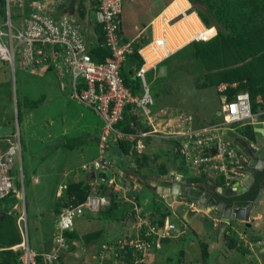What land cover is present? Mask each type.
Here are the masks:
<instances>
[{"label": "rangeland", "instance_id": "rangeland-1", "mask_svg": "<svg viewBox=\"0 0 264 264\" xmlns=\"http://www.w3.org/2000/svg\"><path fill=\"white\" fill-rule=\"evenodd\" d=\"M67 1L69 2V0ZM67 1L51 0L48 2V5L52 9H57L56 14L58 15L63 8L62 5L68 4ZM83 1L84 4L91 9L92 0ZM172 1L173 0H123L121 23L124 37L128 41L140 40L141 38L148 39L150 30L149 28L145 29V27H149V24H151L154 18ZM233 1L235 4L238 2L237 5L241 4L243 14L246 6L248 9L252 6V0ZM179 2L187 5L185 0H179ZM10 4L12 16L14 15L13 21H22V19L27 16L25 11L27 1L11 0ZM196 8L197 7H195V9ZM51 12L52 11L47 10L48 14H51ZM53 12L55 13V10H53ZM247 16H250L249 13L245 14V20H247ZM193 19L195 18L193 17ZM0 22H2L1 16ZM188 22L192 23L193 21L192 19H188ZM82 26L85 30V36L88 38V42L91 45L92 42L94 43L96 40L93 27L89 20L84 21ZM231 28H234V26ZM227 30L231 32L230 29ZM210 31L208 34H210ZM215 33L216 31L213 32L214 35ZM213 34L210 36H213ZM1 63L3 65L0 69V137H6L4 138V143L0 142V145L4 144L3 147H5L11 144L10 141L18 140L19 136L22 143V170L24 173L23 183L20 182L21 188L18 198L8 204L5 203L1 205L0 212L14 213L16 210V213H19L20 216L21 214L25 215L27 218L31 249L36 252L47 253L50 251L51 245H53V232L56 220L55 208L59 199L57 192L60 189V185L66 186L70 181L74 182L82 178H85V180L87 179V174L83 171L82 166L84 164H90L91 161L98 157L99 147L96 138L100 137L102 125L93 110L86 107L75 97L71 77L63 75V78H60L57 73L53 71L43 73V71L26 70L19 54L16 56L14 71L9 63ZM205 67V64L193 58H185L182 60L181 58H174V56L171 57L167 62L160 64L155 71L147 75L150 91L152 90V96L159 95L160 98H158V101L161 105L169 106L172 109L178 108L184 110L205 121L217 120V112L224 106V100L228 99V93L226 91L227 85L205 88V74L207 73ZM42 97L44 100L38 108L30 109L26 107L25 103L27 100L34 101ZM17 98L20 102L22 116L19 124L17 117ZM88 129L94 133V136L93 138L87 136L85 139L84 136L88 133ZM79 136H81L84 142L72 150L60 147L57 149L54 147L58 142L64 141L66 137L67 139L75 140V138ZM250 138L254 143L264 147V137L260 134L255 133ZM231 146L238 152V149L233 144ZM112 149L111 146L108 154L109 157L112 155L114 159L111 157L110 159L121 169L122 167L126 168L128 162L125 155L122 153L116 154V151ZM172 153L173 154L169 153L168 161L165 162L166 165L170 161L173 162L180 159L179 156L174 153V150ZM159 154L164 158V153ZM45 156L46 159H43ZM164 159H166V157ZM238 159L239 166L246 165L243 155H239ZM154 164L156 168L160 164L166 166L160 163L158 159L154 161ZM19 169L20 167L18 165L14 173L16 177H19ZM195 169L196 170L189 172V174L195 176L193 172H197L206 175L205 177L208 178L209 175L203 173L201 168L196 167ZM36 179H38V182H36ZM214 179L215 178L210 179V182L215 184ZM236 179L237 181H243V178L239 176H236ZM64 189L65 187H61L60 191L63 193ZM141 192L142 198L140 194L138 203L146 208V216H152V212H154V217L160 218V210H165L169 206L159 198L157 200L158 205H154L152 194L145 190H141ZM183 209L184 207H179L177 205L168 210V217L177 228L171 239L163 241L161 250L170 255L172 259L170 261H168V259L167 261L162 259L156 264H187L189 262H191V264H201V258L196 255H198L197 252L200 251L199 254L203 256V250L200 245L202 243H205V245L206 243L212 245L214 248L213 250L212 246L211 249L208 248L210 257L206 262L207 264H239L237 263L239 261L241 264H264V253L262 254L259 252V249L264 247V231L260 233L258 232L260 230H258L255 233V236L259 237L261 239L260 241L263 243L260 246L253 247L256 249L252 248L253 251L250 254L243 253L242 250L239 249H229L227 241L215 247V240L217 237L216 234L211 231L213 222L206 221L202 213H198L193 216L191 220H188L186 219L187 215H184L186 212ZM185 209L186 211L188 210L187 208ZM126 212H128V210ZM87 214H91L90 217H96L101 213L87 212ZM263 214L261 219L251 222L253 225L257 226V229L264 230ZM133 216L131 211L128 215L124 214L122 220L128 221L127 223H129V221L133 219ZM111 218L113 220L111 216L107 219L108 221L105 220L102 224L103 241L101 242V246H104L107 242H119L117 237L119 236L121 225L115 220L114 222L117 223L113 225V221V223L109 222ZM134 221L133 219V222ZM197 224L200 226H196ZM123 226L124 229L122 233L126 235L128 226L127 224H123ZM198 228H200V230H198ZM86 229L89 231L88 226L84 228V231ZM240 229L242 230L243 226H241ZM247 230L251 232L252 228ZM241 235L244 241L242 243L243 246L250 247L247 245L248 243L245 242V240H247L245 234L241 232ZM100 240H102V238H100ZM169 242L171 243L169 244ZM191 242H195V246H198V248L193 247V249L190 250L189 247ZM83 243L84 240H82L81 243L78 242L75 251L68 253L65 258L66 260L62 263L107 264V262H111L112 260L110 254L113 257L114 252H116L115 248L113 252H110L106 249H102L101 246H99L97 253L94 251L82 252ZM170 245L173 247V249H171L172 253L170 252ZM112 246H115V243ZM216 249L218 250L216 251ZM150 259L151 257H148L146 261L147 264L151 263L152 259ZM124 263L125 259L120 257L116 264Z\"/></svg>", "mask_w": 264, "mask_h": 264}, {"label": "built area", "instance_id": "built-area-1", "mask_svg": "<svg viewBox=\"0 0 264 264\" xmlns=\"http://www.w3.org/2000/svg\"><path fill=\"white\" fill-rule=\"evenodd\" d=\"M98 1L100 5L94 13L95 20L102 26L106 43L112 53L102 63L92 59L85 30L74 18L66 16L57 21L47 13V10H50L48 3H39L33 6L34 12L23 18L24 21L14 22L11 18V0H7L8 17L0 24V69L3 65L1 62H6L14 71L18 54L22 63L34 71L55 67L62 77L63 75L71 77L77 100L93 110L103 123L98 142V157L90 164L82 166L91 191L84 202L69 206L58 215L54 230L55 244L49 252L38 253L31 249L27 218L23 214L19 217L18 226L22 242L14 249L22 250L20 264L57 263L61 253L68 247L66 232L73 229L76 221L87 212H101L109 208L111 198L97 192L100 186L108 187L116 194L117 200L135 203V196L130 197V194L136 191L137 185L119 184L110 174L116 164L109 158V149L112 143L119 140L138 138L137 149L142 153L144 145L141 139L159 136L160 132L154 126L155 101L145 79L148 69L156 67L194 42H207L213 37L208 34L211 29L205 26L190 0H185L187 5L179 0H173L154 18L149 27H146L150 30L149 42L138 51L145 62L138 73L143 81L144 93L136 96L125 86L121 76L122 64L127 55L135 51L138 40L119 44L123 0ZM188 19H192L193 22L189 23ZM127 105L135 106L152 129L141 135L126 134L117 129L116 125L123 119L122 113ZM222 114V123L201 128L194 125L192 115L180 114L178 118L180 130L167 135L174 138L185 137L188 140L182 153L190 167L201 168L204 172H208L209 169L216 175L224 176L228 180L227 184L231 185L230 179H233L231 173L235 171L229 168L227 161L237 156L221 134L227 126L246 124L253 120L255 115L251 107L250 94L241 92L234 99L226 101ZM214 151L216 156L212 155ZM18 165L20 169L17 178L23 183L22 145L19 136L8 148L0 147V200L16 192L14 169ZM102 172L109 175L101 176ZM92 173L94 177L90 176ZM134 210L137 234L127 244L133 256L131 264H147L149 255L161 250L163 241L171 239L177 227L168 217L161 225L156 219L146 216L140 207H135ZM262 243L259 241L256 245L260 246ZM125 245V242L119 241L115 246H104V249L115 248L122 252Z\"/></svg>", "mask_w": 264, "mask_h": 264}, {"label": "trees", "instance_id": "trees-1", "mask_svg": "<svg viewBox=\"0 0 264 264\" xmlns=\"http://www.w3.org/2000/svg\"><path fill=\"white\" fill-rule=\"evenodd\" d=\"M26 1L27 7L25 8V11L27 15H30L32 12H34L35 9L33 8V6L35 4L48 3V0ZM190 1L194 6L199 5L200 7H203V9H198V11L196 9L198 15L208 29L215 27L217 30V34L207 42H194L188 45L184 49L177 52L174 55V58H181L182 60H184L185 58H193L202 62L206 65L205 68L207 72L205 74V88H215L221 85H227L226 91L228 93V100L234 99L238 93L248 92L251 98V107L253 113H259L261 110H264V0H252V6L250 7V9H248L246 6L244 14L241 4L237 5L238 2L235 4L233 0ZM68 4H70L71 11L77 14V19L75 21L80 24L86 20H89L91 26L93 27L96 40L90 45V54L92 56V59L98 63L105 62V60L110 57L112 53L106 43L107 40L102 26L99 25L95 20L94 13L99 8V1L92 0L91 9H89L84 4L83 0H71L68 2ZM246 13H249V15L253 14L255 19L254 28H248L247 22L249 21L250 16H247V20H245L246 18L244 16ZM50 15L53 16L52 14ZM0 16L2 20L0 24H2L7 20L8 17L7 0H0ZM66 16H68V18H72L70 15H63L59 18H55L54 16L53 17L57 21H60L63 17ZM11 18L13 21L14 15L11 16ZM241 23L243 25H240ZM232 26H234V28H231ZM227 29H230L231 32H228ZM213 32L214 31H210V35H212ZM127 42L128 40L124 37L121 30L119 32V44L123 45ZM148 42L149 38H141L140 40L138 39L137 44L135 45V51L132 54L127 55L121 67V76L123 78L125 86L128 87L136 96L142 95L144 93L143 81L138 73L145 62L138 51ZM167 61L168 59L165 60V62ZM23 66H25L26 70L30 69L25 64H23ZM49 71L56 72L58 77L63 78L59 71L53 66H50L49 68L44 70L43 73ZM150 72L151 70L148 71L145 75V79L149 88L150 85L147 75ZM43 97L34 101L27 100L25 103L26 107L30 109L38 108L44 100ZM137 111L138 110L135 108V106L127 105L122 113L123 119L116 125L117 129L126 134L138 133V126L142 125V117H140ZM17 117L19 124L22 118L19 99L17 100ZM101 125L103 126L102 122ZM237 127L240 128L239 132H241V134L246 137H251L254 134L251 126L246 128H242L241 126ZM148 130L149 128L147 127L144 129V131ZM87 136L88 135L85 134V139L87 138ZM5 137L6 136L0 137V142L4 143L3 141ZM97 139V142H99L100 137H98ZM82 142L84 141H82L81 136L75 138V140L67 139L66 137L64 141L58 142V144H56L54 147L57 149H59L60 147L72 150L75 147L79 146ZM137 143V138H126L123 140H119L116 143H112L111 146L113 149L121 151L125 156H133L139 169L148 167L150 165L151 158L147 154L138 152ZM9 145L3 147L4 144H2L0 145V147L6 149ZM175 145V154H177L179 158L183 160V164L186 163L185 156L181 153L180 144L176 142ZM43 159H46V156ZM15 169L14 173L16 172ZM158 173L162 175L167 174L168 169L166 168V166L161 165ZM100 175L102 176L109 174L106 172H102ZM202 176L205 177L206 175L202 174ZM263 181L264 172L260 173L250 192L243 196L237 197L236 199L253 201L256 198L260 185ZM217 184L220 187H227L224 178L219 180ZM15 187L16 192H13L5 199L0 200V206L5 203L8 204L11 201H15L18 198L21 183L17 177L15 179ZM90 191L91 186L88 180L68 182L64 189L63 195L59 197L56 204L55 213L57 217L67 207L76 206L84 202ZM97 192L99 194L110 196L111 204L109 208L106 209L108 213H112V211L118 209L119 205L123 203L127 204L123 200L118 201L116 194L114 192H111L110 189L105 185L100 186ZM136 194L137 191L131 192L130 194V197H132L133 195L135 196L134 202L137 199L139 200V197L137 198ZM222 199L227 201L228 203L232 202V199ZM128 203L131 204L130 202ZM132 205H134V203ZM133 209H135L134 206ZM159 216L160 218H157L156 221H159V223L162 225L164 223V220L169 216L168 210L165 211L161 209ZM19 217V213L0 212V264H20L22 250L13 249V247L19 245L22 242V237L18 226ZM74 229L75 226L72 230H68L66 232V238L68 239L67 243L72 250L76 247L75 240L80 239ZM100 234V232L88 234L84 236L83 240L86 245L91 244L96 237H99ZM54 238L55 236L53 237V245L55 244ZM225 238L227 240V246L229 249L236 248V246L238 245V240L236 239V236H234V234L226 233ZM258 241V239H254L253 242L257 243ZM125 244V249L122 250V252H120L119 250V253H117L116 255L118 258L121 257L125 259L124 264H131L133 257L132 252L127 245L128 241H126ZM115 245H117V243ZM67 250L68 247L61 253L57 263L54 262V264H63L62 262L64 261V255L66 254L65 252ZM202 250L203 264H207L206 262L209 259L208 246L203 245Z\"/></svg>", "mask_w": 264, "mask_h": 264}, {"label": "crops", "instance_id": "crops-1", "mask_svg": "<svg viewBox=\"0 0 264 264\" xmlns=\"http://www.w3.org/2000/svg\"><path fill=\"white\" fill-rule=\"evenodd\" d=\"M49 1H51V0H48V2ZM69 1H71V0H69ZM62 6H63V8L61 9V11H60V13L58 15L56 14V10L57 9H54V8L52 9L49 6L50 10L52 11L51 14L55 18H59V17H61L63 15H70L72 18L77 19L75 12L73 13V11H71V9H70V4H67V5L63 4ZM195 7H197L196 8L197 11H198V9H202V6L200 7L199 5H196ZM53 10H55V13L53 12ZM80 24L82 25V23H80ZM240 25H243V24L241 23ZM247 26H248V28H254L255 27V19H254L253 14L250 15V19L247 22ZM211 30L214 31V32L216 31L215 35L217 34V30L215 28H211ZM215 35H213V36H215ZM162 63H164V62H162ZM159 65H157L156 67L149 68L148 71H150V70H151V72L155 71L156 68H158ZM153 98H154V101H155V105L153 107V114H154V121H155L154 126H155V128H157L159 130L160 134H159V136L157 138H142L141 139V141H142V143L144 145V148L141 151H142V153L147 154V155L150 156V158H151L150 159L151 160L150 161V165L148 167H144V168L139 169L137 164H136V162H135V158L133 156H131V155L130 156H125L126 159H127V162H128L127 163L128 164L127 167L126 168L122 167V169H121L116 164V167L114 168V170L110 174H112L116 178L117 183H119V184H131V185L136 184L137 185V189H136V191H137L136 197L137 198L138 197L140 198V194L142 193L141 190L142 191L145 190V191L151 193L152 194V198L154 199V203H155L154 205H158V201H157L158 198L161 199L162 201H164L165 204H167V197L160 196V195L157 194L158 177L165 176V175H168V174H171V173H174L177 176H188L189 177V176H192V174H189V172H192L193 170H196L194 167L193 168L190 167L189 164L187 163V161H186V163L183 164V160H181V159H179L178 161H173V162L170 161L167 165L165 163L166 161H168L169 153L173 154L172 151L175 150V148H176V145H175L176 142H178L180 144L181 153H182L183 149H184L185 142L188 141L185 137L174 138V137H169L167 135L168 133L180 130L179 123H178V120H177L179 118V115L180 114L192 115L194 117V125L196 127H198V128H201L203 126L210 125V124L222 123L223 122L222 111H223V107L224 106L222 107V109L220 111L217 112V117H218L217 120L214 119L212 121H205V120H202V119H200L199 117H197V116H195L193 114L187 113L184 110H181V109H178V108L172 109L169 106L161 105L159 103V101H158V98H160L159 95L158 96H153ZM258 100H260V99H258ZM224 101L226 102V101H230V100L227 99V100H224ZM137 112L140 115V117H142L141 112L140 111H137ZM254 115H255V117L253 118V120L248 121L246 124L232 125L233 127L236 126L235 128L227 126L224 130L231 129V130H234L237 133L241 134V132H239L240 128H238L237 126H241L242 128H246V127L251 126L253 131H254V134L255 133L257 134V132H255V129L264 128V110H261L259 113H254ZM141 119H142V125L138 126L139 132L136 133L138 135H141L144 132H146V131H144V129L146 127L149 128V130L152 129V127H150L148 125L147 120L145 118L142 117ZM223 131H222V134H221L222 138L224 140H226L227 142H229L230 145H232L233 144L232 142H230L228 139L223 137ZM86 134L89 136V138H91V137L93 138V136H94V133L91 132V130H89V129H88V133H86ZM242 136H244V135H242ZM244 137H246V136H244ZM246 138H248V139H250L252 141V139L250 137H246ZM96 141H98L97 138H96ZM232 148H233V146H232ZM112 150H115V149H112ZM112 150H111V152H112ZM115 151H116L115 152L116 154L122 153L121 151H118V150H115ZM235 152H236V156L237 157L230 158L227 161L229 168L233 169L234 171L236 170L237 167H239V165H238V160H239L238 157H239V155H242V152L239 149H238V152H237V150H235ZM159 153H164V155H165L164 158L166 157V159H164L162 157V155L159 154ZM212 155L216 156V151L212 152ZM110 157L113 158L112 155ZM156 159H158L160 161V163H163V164L166 165V168L168 169V173L167 174L162 175V174L158 173V171L160 170L159 166L161 164L156 168L155 164L152 163ZM151 166H153V167H151ZM202 171L204 172L203 169H202ZM207 171L208 172H204V173L205 174L207 173L209 175L208 176L209 179L207 177H204V178H207L209 181H210V179L215 178L214 179L215 180V184L213 182H211V183H212V185H214L216 187H218L216 182H218L219 180H221L223 178L226 181V186L227 187H225V188H230V187H233L234 184H236L238 182L240 184H242V182H243V181H237L236 176H238V175L235 172L231 173L232 176H233V179H230V181L232 183H231V185L229 187L228 184H227L228 180L224 176L221 177L219 175H216V173H214L213 171H211L209 169ZM193 173L195 174V176L203 177L202 174H200V173H197V172L196 173L193 172ZM80 180L84 181L85 178H82V179H79V180H75V181H80ZM85 181H87V179ZM36 182H38V179H36ZM61 187H66V186L60 185V189L57 192L58 198L63 195L62 191H60ZM139 189H140L141 193L139 192ZM141 198H142V194H141ZM137 200L135 201L134 205H132L133 203H131V202H130L131 204L125 202L127 204L123 203V204L119 205L118 209H116L115 211H112V213H108V211L105 210V211L99 212L101 214L96 216V217H90L91 214H85L83 217H81L82 219L81 218L78 219L76 221V223H75V229L74 230L77 232V234H78L80 239L79 240H75L76 245H77L78 242L81 243V241L83 240L84 236H86L88 234H91V233H94V232H100L101 234L99 235V237H96L91 244H87L86 245L85 242H84L83 246H82V250H81L82 252H87V251L93 252L94 251L95 253H97L98 250H99L98 248H99V246L102 245L101 242L103 241V234H102L103 227H102V224H103V222L105 220H107L111 216L113 217V220L111 218V220L109 222H112V221L114 222V220H115V221H118V223L121 225V229L119 230L120 232H119V236L117 237V240L126 242V241H129L130 239H132L137 234L136 223H135L136 221L133 222V219L136 220L135 212H134L135 210L133 209V206L134 207H140L144 212L146 211V208L143 205H140L137 202ZM177 205L178 204H176L174 202L173 206L168 207L167 210H169V208H174ZM185 208H187L188 210L189 209L196 210L195 206H190V205H188L186 207L184 206L183 210L186 212L184 214L185 216H186V214L188 212V210L186 211ZM127 210H128V212H126ZM131 211H132V213L134 215L133 219H131L129 221V223H127L128 221L127 222L125 220L123 221L122 220V216H124V214L128 215ZM14 213H16V210L14 211ZM198 213H202L205 216V220L206 221L213 222V226H212L213 228L211 229V231H212V233L216 234V237H217L216 238L217 241L215 240V247H218L221 243H225V241H227L226 238H225V234L226 233H229V234L231 233V234H234V236H236V239L238 240V245L234 249L242 250L243 253H247V254H250L253 251V249H256V248H253V247H257L256 243L253 242L254 239H258L259 241L261 240L259 237L255 236L256 235L255 233L258 230H260L258 232L262 233V231H264V230L257 229L256 225L252 224V230L250 232V231L247 230L248 228L246 227V225L244 223L234 221V222L230 223L229 227L225 230V232H221V230L219 228V223H218L217 220H215L214 214H212V213L209 214L210 212H208V211L207 212H198ZM198 213H196L195 215H197ZM263 213H264V199L256 206V208L252 212L251 222L254 221V220L261 219ZM152 216L153 217H151V216H149V217H151L153 220L157 219L156 217H154V212H152ZM263 216H264V214H263ZM192 218H193V216H192ZM56 220H57V215H56ZM56 220H55V224H56ZM116 223L117 222H114L113 225H115ZM123 224H127V226H128V229L126 231V235L124 233H122V230L124 229ZM86 226L89 227V231H87V229L84 231V228ZM196 226H200V225L197 224ZM241 226H243L244 231H243V229L242 230L240 229ZM54 228H55V225H54ZM200 228H198V230H200ZM255 229H257V230H255ZM201 231H202V229H201ZM241 232L243 234H245V236L247 238V240H245V242H247L248 243L247 245L250 246V247H247V246L244 247L243 246L242 243L244 241L242 239ZM53 237H54V232H53ZM100 238H102V240H100ZM166 241H168V240H166ZM114 243L116 244L117 241L114 242ZM114 243L107 242V244H105L104 246L108 247V246H111V244L113 245ZM170 243L171 242H169V244ZM195 245H196L195 242H191L189 249L192 250L193 247H197L198 248V246H195ZM200 245H201V247H203V245H205V243H202ZM206 245L208 246V248L211 249L212 245H208L207 243H206ZM52 246L53 245H51V248H52ZM104 246H101L102 249H104ZM51 248H50V250H51ZM69 249H70V251H69ZM75 249L72 250L68 246V250L65 252L66 254L64 255V260H66L65 258L67 256V254L71 253L72 251H75ZM171 249H173V247H171V245H170V252H171ZM213 249L214 248L212 246V250ZM217 250L218 249H216V251ZM108 251L113 252V250H108ZM117 251H119V250L117 249L116 252H114L113 257L110 254V257H111L112 260L109 259V260H111V262L109 261L110 263L107 262V264H116V263H118V257L116 255ZM259 252L263 254L264 253V247H261L259 249ZM199 253H200V251L197 252L198 255H196V256H199V258H201L200 262H201V264H203L202 256ZM150 257H151L152 261H151V263H148V264H156L157 262H159L162 259L164 261H167V259H168V261H170L172 259L170 257V255L166 254V252L163 251V250L154 251L149 256V258ZM209 257H210V254H209ZM237 263L241 264L240 261L237 262ZM187 264H191V262H189Z\"/></svg>", "mask_w": 264, "mask_h": 264}, {"label": "water", "instance_id": "water-1", "mask_svg": "<svg viewBox=\"0 0 264 264\" xmlns=\"http://www.w3.org/2000/svg\"><path fill=\"white\" fill-rule=\"evenodd\" d=\"M255 132L264 137V128H257ZM223 137L232 142L245 158V164L236 168L235 172L243 178L230 188L218 187L214 189L212 183L201 176H177L174 173L158 177L157 194L167 197V205L173 206L174 202L179 207L195 206L196 210L189 209L186 219L191 220L198 212L214 214L219 223L221 232L229 227L230 223L242 222L247 228L251 227V215L256 206L264 199V181L253 201L235 200L233 203L221 201L224 198H237L247 193L256 181L257 173L264 170V147L254 143L234 130L223 131ZM94 177V174H90ZM183 198V199H182ZM181 200V201H180ZM168 208L165 210L167 211ZM209 213V214H210Z\"/></svg>", "mask_w": 264, "mask_h": 264}, {"label": "flooded vegetation", "instance_id": "flooded-vegetation-1", "mask_svg": "<svg viewBox=\"0 0 264 264\" xmlns=\"http://www.w3.org/2000/svg\"><path fill=\"white\" fill-rule=\"evenodd\" d=\"M262 172H264V170L258 172L256 177L258 178V176H259L260 173H262ZM257 178H256V180H257ZM255 182H256V181H255ZM255 182H254V184H255ZM254 184H253V185H254ZM217 185H218V184H217ZM213 187H214V189H216V188L219 187V185H218V187H216V186L213 185ZM252 187H253V186H252ZM222 188H224V187H222ZM251 189H252V188H251ZM251 189H250V190H251ZM259 189H260V188H259ZM250 190H249L248 192H250ZM248 192H247V193H248ZM258 192H259V191H258ZM247 193H245V194H247ZM245 194H244V195H245ZM218 196H219V199H220L221 201H225V200L222 199V198H224V197H222V196H220V195H218ZM226 199H232V202H230V203H233L235 200H239V199H236V198H226ZM225 202L228 203L227 201H225ZM230 203H229V204H230ZM210 214H211V213H210ZM241 223H242V222H241ZM251 228H252V223H251V227L248 228V229H251ZM246 229H247V228H246Z\"/></svg>", "mask_w": 264, "mask_h": 264}, {"label": "clouds", "instance_id": "clouds-1", "mask_svg": "<svg viewBox=\"0 0 264 264\" xmlns=\"http://www.w3.org/2000/svg\"><path fill=\"white\" fill-rule=\"evenodd\" d=\"M146 27H147V26H146ZM146 27H145V28H146ZM213 28H215V27H213ZM144 30H145V29H144ZM142 32H143V31H142ZM213 37H214V36H213ZM213 37H212V38H213ZM208 41H209V40H208ZM170 58H171V57H170ZM170 58H168V59H170ZM164 62H165V61H164ZM150 93H151V91H150ZM152 97H153V96H152ZM228 186H230V185H228ZM15 247H16V246H15ZM52 247H53V246H52ZM13 249H14V247H13ZM18 249H19V248H18ZM15 250H17V249H15Z\"/></svg>", "mask_w": 264, "mask_h": 264}]
</instances>
